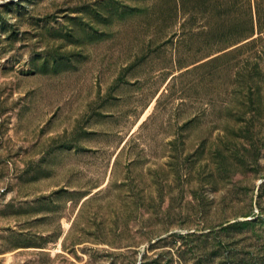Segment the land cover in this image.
Returning <instances> with one entry per match:
<instances>
[{"label": "rangeland", "instance_id": "1", "mask_svg": "<svg viewBox=\"0 0 264 264\" xmlns=\"http://www.w3.org/2000/svg\"><path fill=\"white\" fill-rule=\"evenodd\" d=\"M138 262L264 264V0H0V264Z\"/></svg>", "mask_w": 264, "mask_h": 264}, {"label": "trees", "instance_id": "2", "mask_svg": "<svg viewBox=\"0 0 264 264\" xmlns=\"http://www.w3.org/2000/svg\"><path fill=\"white\" fill-rule=\"evenodd\" d=\"M252 40H254L255 41V38H253ZM217 57V56H216Z\"/></svg>", "mask_w": 264, "mask_h": 264}, {"label": "water", "instance_id": "3", "mask_svg": "<svg viewBox=\"0 0 264 264\" xmlns=\"http://www.w3.org/2000/svg\"><path fill=\"white\" fill-rule=\"evenodd\" d=\"M138 264H140V262H138Z\"/></svg>", "mask_w": 264, "mask_h": 264}]
</instances>
